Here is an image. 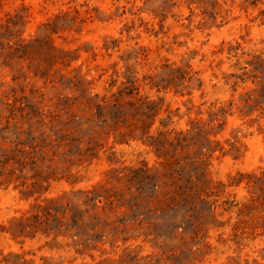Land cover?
I'll list each match as a JSON object with an SVG mask.
<instances>
[{
    "label": "rangeland",
    "instance_id": "rangeland-1",
    "mask_svg": "<svg viewBox=\"0 0 264 264\" xmlns=\"http://www.w3.org/2000/svg\"><path fill=\"white\" fill-rule=\"evenodd\" d=\"M0 264H264V0H0Z\"/></svg>",
    "mask_w": 264,
    "mask_h": 264
}]
</instances>
